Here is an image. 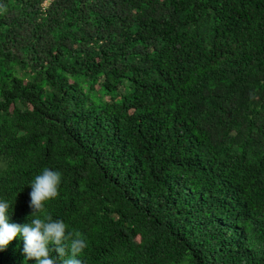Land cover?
Segmentation results:
<instances>
[{"label": "trees", "instance_id": "obj_1", "mask_svg": "<svg viewBox=\"0 0 264 264\" xmlns=\"http://www.w3.org/2000/svg\"><path fill=\"white\" fill-rule=\"evenodd\" d=\"M45 167L83 264H264V0H0L12 222Z\"/></svg>", "mask_w": 264, "mask_h": 264}, {"label": "clouds", "instance_id": "obj_2", "mask_svg": "<svg viewBox=\"0 0 264 264\" xmlns=\"http://www.w3.org/2000/svg\"><path fill=\"white\" fill-rule=\"evenodd\" d=\"M62 174L48 167L30 181L29 208L31 215L24 224L12 222L15 202L0 198V252L14 240L23 243V254L35 264H83L81 255L87 241L79 231H70L63 220L53 219L46 211L49 201L59 195ZM53 253L55 255H53ZM62 258V259H61Z\"/></svg>", "mask_w": 264, "mask_h": 264}]
</instances>
